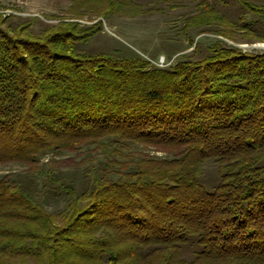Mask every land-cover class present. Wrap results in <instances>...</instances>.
Returning a JSON list of instances; mask_svg holds the SVG:
<instances>
[{"label": "trees", "instance_id": "16d2710c", "mask_svg": "<svg viewBox=\"0 0 264 264\" xmlns=\"http://www.w3.org/2000/svg\"><path fill=\"white\" fill-rule=\"evenodd\" d=\"M171 1L71 0L39 29L0 14V163L28 166L0 176V264H264V49L225 41L264 42V3L187 0L183 32L218 37L166 66L78 48ZM75 150L81 191L42 160ZM36 187L69 199L51 211Z\"/></svg>", "mask_w": 264, "mask_h": 264}, {"label": "rangeland", "instance_id": "374dc122", "mask_svg": "<svg viewBox=\"0 0 264 264\" xmlns=\"http://www.w3.org/2000/svg\"><path fill=\"white\" fill-rule=\"evenodd\" d=\"M256 1L264 3V0ZM70 5L71 0H0V14L7 17L8 22L39 17L41 21L33 26L39 29L44 25L43 23L55 24L62 19H68L66 17L70 13ZM161 9L152 15L115 14L106 19L102 18V30L89 42L79 44L78 48L89 52H114L118 55L138 54L149 58L155 64L159 63L160 58L165 57L166 62L170 64L193 50L194 44H190L188 36L194 38V42L200 43L203 48L218 37L212 32L199 33V28H191L187 34L183 32L182 18L193 9V5L187 0L162 3ZM98 19L90 15L75 18L81 24L88 25ZM225 41L243 49H264V42L260 41L251 43H237L227 39ZM151 153L154 152L151 151ZM83 157L82 150H75L48 152L44 154L42 160L54 161L59 168L61 178L73 183L77 190L81 191L85 185L81 166ZM27 171L28 166L20 161L0 163V176L8 175L12 179L23 181ZM201 180L207 187H212L218 182L217 164L214 161L210 160L205 163V171ZM36 188L39 192L38 196L51 211L62 209L69 199L65 193L53 191L44 192L45 195H42V188Z\"/></svg>", "mask_w": 264, "mask_h": 264}, {"label": "built area", "instance_id": "2783aa9c", "mask_svg": "<svg viewBox=\"0 0 264 264\" xmlns=\"http://www.w3.org/2000/svg\"><path fill=\"white\" fill-rule=\"evenodd\" d=\"M158 62H159V63H157V64H158L159 66H164V65H167V64H168V62H166V60H165V57L160 58Z\"/></svg>", "mask_w": 264, "mask_h": 264}]
</instances>
